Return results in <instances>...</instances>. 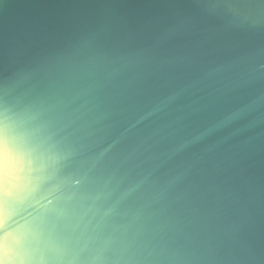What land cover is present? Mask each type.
Masks as SVG:
<instances>
[{"label":"water","instance_id":"water-1","mask_svg":"<svg viewBox=\"0 0 264 264\" xmlns=\"http://www.w3.org/2000/svg\"><path fill=\"white\" fill-rule=\"evenodd\" d=\"M3 264H264V0H0Z\"/></svg>","mask_w":264,"mask_h":264},{"label":"snow or ice","instance_id":"snow-or-ice-1","mask_svg":"<svg viewBox=\"0 0 264 264\" xmlns=\"http://www.w3.org/2000/svg\"><path fill=\"white\" fill-rule=\"evenodd\" d=\"M0 227H2V225H0ZM0 264H3V262H2V261H0Z\"/></svg>","mask_w":264,"mask_h":264}]
</instances>
